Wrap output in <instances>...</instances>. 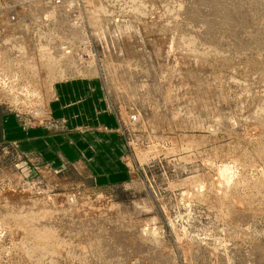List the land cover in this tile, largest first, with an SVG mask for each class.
Returning a JSON list of instances; mask_svg holds the SVG:
<instances>
[{"label":"rangeland","instance_id":"374dc122","mask_svg":"<svg viewBox=\"0 0 264 264\" xmlns=\"http://www.w3.org/2000/svg\"><path fill=\"white\" fill-rule=\"evenodd\" d=\"M79 77L115 122L99 178L34 161ZM263 101L264 0H0V264H264Z\"/></svg>","mask_w":264,"mask_h":264},{"label":"crops","instance_id":"0c3cea01","mask_svg":"<svg viewBox=\"0 0 264 264\" xmlns=\"http://www.w3.org/2000/svg\"><path fill=\"white\" fill-rule=\"evenodd\" d=\"M54 94L50 103L52 115L64 123V128L51 132L43 126L32 128L34 161L42 162L45 168L87 164L99 178L103 170L99 164L103 160L106 164L116 162L120 154L113 116L101 103L90 79L79 77L59 82L54 86ZM10 121H4L6 131L13 128ZM101 129L103 136L97 133ZM12 133L8 131L5 135L8 138ZM32 138H23V145L32 143Z\"/></svg>","mask_w":264,"mask_h":264},{"label":"bare ground","instance_id":"6f19581e","mask_svg":"<svg viewBox=\"0 0 264 264\" xmlns=\"http://www.w3.org/2000/svg\"><path fill=\"white\" fill-rule=\"evenodd\" d=\"M87 3V2H86ZM101 3V2H100ZM111 3V2H110ZM245 5V4H244ZM129 7V6H128ZM245 7L246 6H244V9H245ZM138 9V8H137ZM245 14V13H244ZM210 19V18H209ZM208 20H206V22H207ZM204 24V23H203ZM208 24V23H207ZM195 26V25H194ZM197 26V25H196ZM210 26V25H209ZM198 27V26H197ZM13 44H14V42H13ZM35 46V45H34ZM15 47V49L18 51V50H20L21 49V47H19V46H14ZM6 48V47H5ZM6 50V49H5ZM7 53V52H6ZM8 55V54H7ZM8 56H10V53H9V55ZM12 58V57H11ZM23 60V59H22ZM20 61V60H19ZM264 102V101H263ZM48 200V199H47ZM103 200V199H102ZM53 201V200H52ZM51 204V203H50ZM53 204H54V202H53ZM72 206V205H71ZM92 208V207H91ZM80 209V208H79ZM102 209V208H101ZM100 209V210H101ZM77 210V209H76ZM77 213V212H76ZM82 213V212H81ZM94 214V213H93ZM72 217V216H71ZM80 216H78V218H79ZM58 219V218H57ZM79 220V219H78ZM71 222V221H70ZM89 222V221H88ZM98 223V222H97ZM106 224H108V223H106ZM96 226V225H95ZM104 226V225H103ZM69 232V231H68ZM77 235V234H76ZM162 260V259H161Z\"/></svg>","mask_w":264,"mask_h":264}]
</instances>
